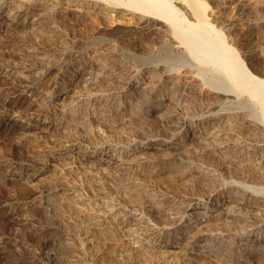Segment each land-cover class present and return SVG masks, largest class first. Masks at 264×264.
Masks as SVG:
<instances>
[{
    "label": "rangeland",
    "instance_id": "obj_1",
    "mask_svg": "<svg viewBox=\"0 0 264 264\" xmlns=\"http://www.w3.org/2000/svg\"><path fill=\"white\" fill-rule=\"evenodd\" d=\"M70 1H71V3H70ZM84 1H85L84 4L86 6L81 8L82 11L80 12V11H77L76 8L81 7L80 5L83 3V0H75V1L74 0H68V1L67 0H59L60 5H58L56 3L59 6L58 9L60 10L59 14L57 13L59 16L56 15V13H55V15H50V17L47 18L48 20L47 19L43 20V22H42L43 26H41L42 32L40 30H36L34 33V31L31 32V30H29V29H26V30L24 29V31H25L24 32L23 29H21L20 31L19 30H12L11 33L9 31L7 33H2L3 35L0 34V57H2L4 59H23L24 62L25 61L27 62V63L25 62V64L27 66L29 65L28 66L30 68L29 70L32 71V72L29 71V73H28L29 75H31L33 72H37V70H39V69L44 68V66L47 64L46 62H48L52 56H53L52 58H55V56L58 57L59 55H61L58 53H61L64 49L67 50L68 53H71V56L69 57V59L73 58L75 61H77V60L78 61L76 62L75 67L74 66L72 67V65L64 64L63 66H61L62 68L60 67L59 69L55 70V72L64 73L66 71L65 73H70V70L74 71V69H76L78 66H80L81 63H84L87 61L89 62L90 65H92V67H95L98 65L102 66V67H100L102 70L101 75L98 76L99 79H101V80L98 79L96 81V84H95V81L93 82L94 84L92 82H91V84L87 83V82H84V83L82 82V84H80V85H83V86L79 85L77 87V93L78 94L75 93V95L77 94L76 96L78 99L75 102L72 99H75L76 96L75 97L73 96L71 100H70L71 97L66 99L67 101H72L71 105L74 106L73 114L75 113L74 114L75 116H71V115L69 116V115H67V113H65L66 115L64 113H61V114L59 113L60 115H58V119L63 123H62L61 128H59L53 132H41L38 129L33 128L30 130L29 135L25 136L24 132L28 130V125H33L35 122V119L24 120L25 117H22V119L24 118L23 119L24 121L22 119L19 120L20 122H18V125L14 129V131L5 135L4 132H2V131H3L4 127H6V124L8 123V121L16 119V118L20 119L21 117H20V115L19 116L17 115V114H19V112H18L19 109H17V108L5 109L4 108L5 109L4 110L3 107L0 106V110H1V113H0V122H1L0 123V211H1V213H0V218H1L0 219V231L9 234L12 239L24 240L25 243L20 248V254L21 255H28V263L27 264H39V262L43 259L42 257H44L47 253L52 254V253L56 252V250L53 249L54 246H52L50 244L45 245V241H44L46 236H47V230H46L47 225L50 224V222L46 221L45 214L47 215L50 213L51 214L54 213L57 216H60V218L58 217L57 223L55 222V225L51 229L54 231L55 234L62 235V237L58 239L57 248H58L59 252L54 255V259L51 261V264H263L264 263V260H263L264 257H262V256H264V253L261 256H259L261 259L259 257L255 258V257H253V255L251 253H247L245 251H242V254H241L240 250L237 251L236 250L237 248L235 249L234 247H233L234 249L229 248L230 246L227 244H223V245L221 244L218 246H213L208 251L198 252V253L189 255L188 251H190L191 249L196 250V251H200L199 249H201V248H198V247H201L200 242H202L205 237L200 238L199 240L192 241L190 237H189L190 239L188 238V236L191 235L190 233L185 234L186 235L185 236L180 231L181 227H183L184 225H182V224L172 225L174 218H173V213H172L173 208L171 209V207H173V205H174L173 202L174 203L177 202L181 197L187 198L188 196H193L194 194L200 195V192H202L201 195L204 194V196H205V193L207 192V194H208L209 193L208 191H211V190L212 191L213 190H215V191H223L224 190L225 191L226 190L225 188H227V187H228L227 190H231V188L232 189H235V187L238 188V186L245 185V183H246V185H249L251 183L253 185L256 184L255 186H259V187L263 186L264 187V182H263L264 180L261 179L262 177L264 179V173H262V171H264L263 170L264 165L262 166L263 169L261 166L258 169H256V167L254 165L252 166L253 163L256 164L254 160H256V158L260 159V157H258V156L260 154L264 153L263 151H260L258 148H256V145H255L256 142H260V141L264 140V138H262L263 135L261 136L259 133H256L255 130L248 129V128L246 129V127L234 126L233 129H230V133L228 132L229 136H228V133L226 136V133L222 132L220 137H219V140L218 139L214 140L211 137L209 138V135L207 137H206V135H204L205 138L210 139L211 143L212 142L215 143V141H218L215 144H213V143L211 144L208 141L209 139L207 140L205 138L203 139L204 141L201 140L202 138H200V140L198 138V139H194L195 141L192 140L190 142L188 139H186L187 136L185 135L187 130H188V127L182 131L183 133L180 131L177 134V131L179 130L178 127H180L181 126L180 123H182L181 119L185 118L186 116L187 117L189 116L188 118L192 122L196 123L197 118H198V117L196 118V116H198V113L201 110L200 108L205 107L208 104V102L211 103V102L217 101L216 95L212 92L217 90V85L215 84V82L217 83V81H218V84H219V82L221 83V80H222L221 78L224 76V73L220 72L218 70L217 71L213 70L215 68H213L214 66L211 64H208L209 65L208 66L207 64L201 63L203 65L202 66L200 63H195V62H198L196 58H195L196 61L193 59V57H191L192 60H190V59L188 60L187 58H190V57L183 58L181 55H177V54H180L178 52H180L179 50H181V47L178 48L179 45L176 44L178 42L172 36L170 37V35L166 34V32L158 30V29L155 30V29L143 28L138 22V17H136L135 15H132V14L121 15L120 13L110 12L108 10H105V9L99 7L102 4H98V7H97L96 0H84ZM203 1L204 2L208 1L207 4L205 5L207 9L204 8V11L206 10L205 11L206 13L204 12V14H205V16L207 15V17H208V18L207 17L206 18L210 20V21L209 20L208 21L211 22L212 24H214V26L217 29H219V30L222 29L221 31L223 32L224 36H226L225 40L227 39L226 42H228L229 45L233 46L234 49L238 51V52L236 51L238 55L242 56L241 60L246 65V68L247 67L249 68L248 71L255 74L256 77L261 76V78L260 77H257V78L262 79V75H264L262 73V71H264V66H263V64H264V62H263L264 61V57H263L264 56V54H263L264 53L263 52L264 51V26H263L264 22H262L261 20L264 19V17H262V16H264V13H263L264 12V6H261V5H264V0H254V1L253 0H219V1L218 0H203ZM216 1H218V2L221 1V2L216 3ZM255 2L257 4L259 3V5L261 4L260 5L261 7L259 6L257 9L259 12H255L252 8H250L253 5L251 3H255ZM54 3L55 2L52 1L51 5H50L51 8L49 7L48 9L51 10L52 6H53L52 4H54ZM244 3L248 4V5L245 6ZM249 4H251V5H249ZM70 7H71V9H70ZM239 7H241V8H239ZM245 7H247V8H245ZM242 9L244 11H245V9H246V11H247V9L252 10V11H250L251 14H248V13H250L249 10L247 12H245L246 16L248 14L246 21L236 20V18L238 16L236 14L239 13V11H241ZM184 11H186V8ZM77 12H80V13H77ZM260 12H261V14L256 15V13H260ZM252 13H255L254 15H256L257 17L254 16ZM259 16H261L260 18H262V19L257 20V19H259ZM190 19L192 20V18H190ZM234 22H237L238 25L233 26ZM257 23H258V25H257ZM234 24H236V23H234ZM248 24H250V25H248ZM259 26H261V27L259 28ZM226 29H228V30H226ZM28 31H30V32H28ZM163 32L168 37L165 36V34H163ZM43 34L45 36H43ZM162 36H164V37H162ZM171 38H172V40H171ZM173 39H174V42H173ZM169 42H171V43H169ZM161 43H163V44H161ZM82 44H84V45H82ZM249 44H251L250 47H252V48H249ZM30 51L33 54L30 55V57H29L28 53H30ZM45 51H46V53H45ZM172 51H174L175 54ZM247 52H248V54H247ZM54 53H55V55H53ZM169 53H171V55H169ZM260 53L263 55H260ZM167 55H169V56H167ZM172 56L173 57L175 56V57L173 58ZM178 57H179V59H178ZM246 57H248V58H246ZM249 57H250V59H249ZM256 57H258V60H260V61H258ZM103 58H104V61H103ZM99 59H100V61L97 62V60H99ZM244 59H246V60H244ZM255 59L259 63L256 62ZM181 60L182 61L188 60V61H192V62L190 64L189 62L185 61L186 64H184V66H183V63H185V62H182ZM179 61L182 63H180ZM261 61L263 64H261ZM34 63H35V65H34ZM105 63L107 64V66H106L107 69L105 67ZM250 63H251V65L249 66L248 64H250ZM156 64H158V66ZM168 64H169V66H168ZM198 64H200L199 67H198ZM181 65H182V67H181ZM255 65H257V66H255ZM162 66H164V67H162ZM70 67H71V69H70ZM204 67H206V68L204 69ZM210 67H212V68H210ZM254 67H255V69H254ZM261 67H262V69H261ZM156 68H158V69L156 70ZM33 70H35V71H33ZM152 70H153V72H152ZM171 71H172V73H171ZM253 71L258 72L260 74L254 73ZM154 74H156V75H154ZM32 75H34V73ZM108 75H109V77H108ZM159 75H160V77H159ZM219 76H221V78ZM126 78L129 79V80L128 79L127 80L130 81V84L136 82V80L139 81V83H137L138 87L134 91L130 90V91H127V93L125 92V90H128L126 88L127 87L126 85L128 82L126 80ZM139 78H140V80H139ZM162 78H163L164 82L161 81ZM170 78H171V80H170ZM216 78H218V79H216ZM46 79H48V80H46ZM45 80L46 81H44V85H45V83L47 85L48 83H51L50 81L52 79L46 77ZM47 81H48V83H47ZM99 81L100 82L103 81V82L100 83ZM174 81H175V83H174ZM178 82H180V83H178ZM86 83L88 84V86ZM121 84L123 85V87ZM177 84H178V86H177ZM84 85H86V86H84ZM155 85H157V86H155ZM174 85H175V87H174ZM184 85H186V86H184ZM212 85H214L215 87ZM63 87H65V85ZM81 87H82V89H81ZM182 87H184V89ZM108 88L110 91L112 89V91L111 92L110 91L109 92L104 91V90H108ZM140 88H141V90H140ZM163 88H165V89H163ZM180 88H181V90L182 89L183 90L182 91L179 90ZM190 88H192V89H190ZM99 89L100 90L102 89L101 92L99 91ZM137 89H139V90H137ZM156 89H158V90L161 89L159 91L160 93ZM173 89H174V91H173ZM74 90H76V89H74ZM78 90L81 91V93H79ZM131 91H133L132 94L129 93ZM178 91L181 93V95ZM188 91H190V92H188ZM192 91L195 93H193ZM196 91H198V92H196ZM84 92H86V93H84ZM92 92H95L96 94L92 95ZM139 92H141V93H139ZM88 93H90L91 95ZM86 94H88L89 96ZM115 94H117L118 96ZM172 94L174 95V98L178 97V94H179V97H181L182 100L180 99L178 102L171 101V100H173V99H171V96H173ZM195 94H197V95H195ZM202 94H204V95H202ZM79 95L80 96L82 95L81 96L82 98ZM146 95H148V96H146ZM211 95L213 97H211ZM115 96H116V98H115ZM242 96H243V98H240ZM89 97H90V99H88ZM95 97L97 100L95 99ZM185 97H187V98H185ZM205 97H210V98H205ZM240 97H239L240 99L238 98L236 100V103L230 102L229 103L230 105H228V107L230 106L229 107L230 109H235V110L240 109V111L234 116V118L237 117L235 119L239 120L238 118H240V120L241 119L244 120L245 118H243V117H245V115H246V117L248 116V117H250V119H252L254 121L256 119H257L256 121H260L261 116H262V112H259L258 109H262V104L259 103L258 101H255L251 96H249V94L247 92L240 94ZM84 98H86V99H84ZM102 98H103V100H101ZM251 98L253 99V101L251 100ZM104 99L106 102L104 101ZM120 99H122V100H120ZM140 99H142V100H140ZM198 99H200L201 101ZM207 99H208V102H207ZM247 99H248V101H247ZM192 101H194V102H192ZM195 101H196V103H195ZM240 101H243V102H240ZM249 101H250V103H252L253 108L251 107V104L249 103ZM77 102H79V103H77ZM172 102H173V104H172ZM180 102L183 104H181ZM244 102H245V104H244ZM92 103L94 105H92ZM199 103L202 106L198 105ZM242 103H243L244 107L242 106ZM257 103H259L261 106ZM109 104H111V105H109ZM174 104H175V106H174ZM10 105H13V101H11ZM59 105L60 106L59 107L57 106V108L65 107V104H59ZM238 105L240 108L238 107ZM247 105L251 108H249ZM75 106H76V108H75ZM100 106L102 107V109ZM81 107H82V109H81ZM99 107H100V109H99ZM165 107H167V109ZM83 108H85V109L83 110ZM88 108H89V110H87ZM184 108H186V109L184 110ZM94 109H96V110H94ZM105 109L106 110L109 109V110L106 111ZM196 109H197V111H194ZM246 109L248 112L246 111ZM14 110L17 111L18 113H16ZM190 110H191V112H190ZM249 110L253 111L254 113L249 111ZM32 111L33 110H31V112ZM55 111H56V109H55ZM188 111L190 112V115H189ZM94 112H96V113H94ZM184 112L187 115H184L185 114ZM243 112H245V113L250 112V113L248 115L247 114L244 115ZM195 113H197L196 116L194 115ZM251 113H253V115ZM98 114L99 115L103 114V115L99 119H97V118L93 119L96 117L95 115H98ZM250 114H251V116H250ZM181 115H182V117H181ZM240 115H242L243 117ZM254 115H256L257 117H255ZM183 116H185V117H183ZM251 117H254V118H251ZM77 118H79V119H77ZM90 119H92L93 121H91ZM179 121H181V122H179ZM239 129L241 132L239 131ZM23 130H25V131H23ZM171 130H173V131H171ZM231 130L232 131L234 130L237 133L238 132H240V133L234 134V132H232ZM33 131H34V133H33ZM244 131H246L247 134H245ZM86 133H88L87 135H89L88 138H87ZM223 133H224V135H223ZM248 133L251 134L248 137L249 138L248 140H250L251 137H254L255 134L256 135L254 138L251 139L252 141L250 140L249 143L246 144L247 145V148H246V146H244L241 141H242V138H247V136L249 135ZM36 134L38 137L36 136ZM244 134H245V136H244ZM252 134H254V135H252ZM22 135H23V137H22ZM76 135H78L77 137H79L80 135H82L84 137L81 136L82 138L79 137L76 140V138H77ZM238 135H239L240 139H239ZM242 135H243V137H242ZM257 136L261 137L262 139L258 137V139H261V140L257 141ZM182 137H185V138L183 140V145L181 147L182 149L180 148L179 151L182 150L181 151L182 156L186 160L184 158L182 160L181 153L178 154V151L176 153V150H173L172 148L171 149L170 148H159V146L161 147L163 144H167L168 142L181 140ZM223 137L225 139H227V141L231 139L233 141V143H232V141L226 142V140L223 139ZM227 137L228 138L230 137V138L228 139ZM236 137H238V138H236ZM71 138L76 140L74 142H80L81 143L78 145L80 147L79 150L77 151L78 154L75 155L74 158H72V160H70L71 163H67V162L61 163L60 161L58 163L57 161L53 160L52 154H54V150L57 147H59L61 144L65 143L66 140L71 139ZM220 138L225 140V141H223L224 144H222V141H220ZM233 138H235V139H233ZM174 139H176V140H174ZM253 139L255 141H253ZM164 140L165 141L167 140V141L165 142ZM205 140L207 142H205ZM197 141L198 142L203 141V143L199 142L203 145L198 144ZM237 141H240V144ZM96 142L104 143L105 148L110 147V148L119 149L122 151L128 150L129 152L125 154V152L122 153V151L117 150L116 152H118V156H117L118 159L116 158V159H111V160H108V159L110 158V156L114 157V155L112 156V152H113L112 150H111V153L99 154L97 156H94V155L90 156L88 153L85 154L83 152L84 148L86 146H90V148L92 149L93 147H91V146L99 144ZM187 142H189V144L190 143L191 144L187 145L186 144ZM217 143H219V144L221 143L220 144L221 146L218 145ZM144 144H148V145H150V147L140 148V150H139V147L141 145H144ZM204 144H205V146H204ZM207 144H209V145H207ZM249 144L250 145L252 144L254 147L252 145H251L252 146L251 147ZM210 145H212V147ZM214 145H216L217 147ZM223 145L224 146L226 145V146L224 147ZM236 145L237 146L239 145V146L237 147ZM194 146L196 147V149H194ZM197 146L199 147V149ZM200 146H202V147H200ZM227 146H228V148H227ZM214 147H215V150H214ZM236 147L240 148V150L237 149ZM183 148H187V149H183ZM202 148L205 150H207V149L208 150L207 151L202 150L200 153V150ZM234 148H236V149L234 150ZM243 148L244 149L246 148L245 149L246 151ZM216 149L217 150L219 149L218 151H220V152L223 151V152L220 153ZM188 150H190L191 152L193 151V153L191 154L190 151L188 152ZM195 150H197V151H195ZM229 150H232V151H229ZM243 150H244V153H243ZM251 150L253 153L256 150V152L254 153L253 156L251 155ZM155 151H156V153H155ZM164 151H165V153H164ZM168 151H171L170 152L171 154ZM34 152H36V153L34 154ZM174 152L177 154V156H179V155L180 156L175 157L176 155L174 154ZM197 152H198L197 157L199 159H197L196 155H195ZM202 152L204 154H202ZM206 152H207V154H206ZM208 152L211 153V157H210V153H208ZM241 152L243 154H245V153L246 154L243 155ZM167 153H169L170 155ZM234 153H236V154H234ZM184 154L186 155V157ZM190 154H191L190 157H192L193 154L195 155L192 157V160L189 157ZM228 154L230 156H228ZM225 155H226V157H225ZM232 155H234V156H232ZM119 156H120V158H119ZM208 156L210 157V159H212L213 166L211 164V161L208 165V162H209L208 160H210ZM222 156H223V158H222ZM235 156L239 159V161ZM41 157L44 159H42ZM187 157L189 158L188 160H187ZM11 158H13V159H11ZM193 158L195 159V163L193 161ZM214 158L217 160H214ZM226 158L229 160H227ZM51 159H52L51 163H56V164H51V165L49 164V166L47 168L48 170H45L42 174H39L37 177L32 178L30 176L31 172L35 171V169H37V168H40V164H42L45 160L51 161ZM170 159H171V161H170ZM200 159H202L201 160L202 162L201 161L196 162V160H200ZM251 159H252V161H251ZM33 160H35V161H33ZM189 160H190V162H189ZM213 160L215 162L217 161L216 162L217 164H215V165L218 167V170H217L216 166L214 165ZM18 161L24 162V163H29L32 166V168L29 170L30 172L28 170L25 171L24 169H22L20 167H19L20 168L19 169L18 168L19 165L17 166V163H16ZM219 161L221 162V164ZM231 161H233V162H231ZM35 162H38V163H35ZM115 162H116V164H114ZM169 162H171L174 166ZM205 162L207 163L206 165H205ZM63 163H64V165H63ZM66 163H67V165H65ZM186 163H188L189 166H186V165H188ZM200 163H202L201 166H200ZM249 164L251 165V168L249 167ZM113 165H116V166H113ZM190 165H193V166L198 165L197 167L200 166L199 167L201 169L200 172L195 170V169L190 170L188 168V167H190ZM245 165H247V166L245 167ZM177 166L179 169L176 168ZM181 166L183 168L182 171H181V169H182ZM226 166H228V167H226ZM232 166L235 168L237 167V169H234ZM123 167H125V168H123ZM241 167H242V169H241ZM252 167H254V169H252ZM202 168L204 169L205 172L203 171ZM211 168L216 170L218 173H221V174H219V176L221 178L218 176V173H215L216 171L214 172V170H212ZM227 168H229V169L231 168L230 172ZM178 170H179V172H178ZM219 170L220 171L222 170V172H220ZM227 170H228V172H227ZM251 170L257 171L260 174L259 175L260 177L262 175L260 180L258 179V181H260V182H258L257 180H253L254 182L249 180L250 181L249 182L248 179L247 180L243 179V178L239 179L240 178L239 176L236 177L237 179H235V176H237L236 174H238V175L244 174V173L251 171ZM180 171H181V173H183V171H184L182 176L180 174ZM207 171H210V173ZM260 171L262 174L260 173ZM232 172H233V174L235 173L234 174L235 176L233 174H232L233 176L231 175ZM242 172H244V173H242ZM190 173H193V174L191 175ZM197 173H198V175H197ZM203 173H204V175L202 176ZM207 173H209L210 175ZM53 174H55V175H53ZM115 174H116V176H115ZM187 174L188 175L190 174L191 176L189 177ZM215 174L217 175L218 178L215 176ZM124 175H125V177H124ZM226 175H228L229 177ZM27 176L29 178H27ZM120 176H122L123 178L128 177L129 179L127 178V181H126V179H122V182H121L120 179L122 177H120ZM183 176L185 178H183ZM198 176L200 179L196 178ZM204 176H207V177H204ZM208 176H210L211 178L210 177L208 178ZM212 176H214V177H212ZM215 177H216V179H215ZM50 178H51V180H50ZM205 178L207 179L206 181H205ZM212 178H214V181H215V183L211 182L212 184L214 183V186L211 183H209V181H213ZM222 178H224L225 180L224 179L222 180ZM29 179H30V181H29ZM231 179H233L234 182ZM44 180H46V181H44ZM123 180H124V182H123ZM129 180L131 181V183L129 182ZM229 180L231 181L230 183H229ZM132 181H134V183H132ZM191 181L196 182V183L193 184V183H191ZM201 181L208 183L207 184L208 186H206V184L204 182H201ZM237 181H239V182H237ZM226 182L229 185H231L232 187L225 184ZM232 182L235 183L236 185L232 184ZM240 182H241V184H240ZM242 182H243V184H242ZM257 182H258V184H257ZM47 183L49 186L47 185ZM26 184H27V186H26ZM209 184H210V186H209ZM215 184H216V188L214 189ZM259 184L262 186H260ZM56 185H57V187H55ZM136 185H138V188ZM198 185H199V187H198ZM23 186L26 187V189H25L26 191H24V193L22 194V196L20 198L21 200H19L20 201L19 204H22V206L25 207V209H24L25 211L23 210L24 214H22L24 221L21 222V221L17 220L18 215L13 210L12 204L8 203V202L11 200V197H13V196H11L12 193L15 194L14 193L15 191L17 192L19 189L22 190ZM129 186H131V187H129ZM50 187H52V190ZM28 188L30 189V191L27 190ZM56 188H57V190H56ZM206 188L208 191L206 190ZM49 189H50V191H49ZM137 189H139V190H137ZM65 191H66V193H65ZM192 191L194 194H192ZM195 191H197V192L195 193ZM52 192H54V193H52ZM60 192L63 196L60 195ZM190 193L192 195H190ZM58 194H59V196H62V197H59ZM165 194L166 195L168 194V197ZM55 195H57L58 197ZM73 195H75V196H73ZM238 195H239V193H238ZM133 196L136 198H133ZM158 196H160V197L158 198ZM162 196H164V197H162ZM239 196H241V195H239ZM239 196H236V197H239ZM70 197H72V198L70 199ZM59 198H62V200H64V202ZM156 198H158L160 201L159 200L157 201ZM135 199H137V200H135ZM58 200H60L59 203L57 202ZM65 200H68V201L70 200L71 203H72V201L75 200L74 203H76V204H71L70 202L65 201ZM153 200L157 202L156 205L154 204L155 202H153ZM61 201L63 202V205L65 204V209L67 211L64 209L63 205H61L62 204ZM170 201L172 202L173 205L171 204ZM60 202H61V204H60ZM65 202H67L69 205ZM114 202H120L123 206H125V208L123 207V209L126 211H124L123 209H120L116 213L107 212L108 209L110 208L109 205L111 206V204ZM141 202H143V203L141 204ZM162 202H164V203H162ZM165 202H168L169 204H167V203L165 204ZM56 203H57V205L54 206ZM58 204L61 206H58ZM66 205H67V208H66ZM57 207H59L60 209H58ZM61 207H63V208H61ZM78 207H79V209H78ZM80 207H82V209H80ZM56 208L60 211L56 210ZM70 208L71 209L73 208L72 211H68V210H71ZM132 209H133V211H132ZM122 210H123V212H122ZM4 211L6 214L4 213ZM126 212L131 213V214L129 213L130 216H129V220L127 221L128 225L123 224V221H122L123 220V217H122L123 214L122 213H126ZM120 213H121V215H120ZM167 213H168V215H167ZM112 216H114V217L118 216V217L114 218ZM13 218H15V219H13ZM171 218H173V219H171ZM75 220H77V221H75ZM118 222H119V224H118ZM130 222H131V224H130ZM168 222H169V224H168ZM163 224H164V228H163ZM167 224L170 226L167 227ZM128 226L131 228L135 227V229L137 231L139 229L138 232H140L141 234L143 233L141 236L144 235L143 238L145 237L147 239V244L144 246L142 245L143 246L142 247V246H140L141 244H138L137 242H135L134 239H131L132 235L130 234V230L128 229L129 228ZM79 229L82 231H80ZM196 229L194 231L200 230V228H196ZM128 234L131 236L129 237ZM185 237H186V239H185ZM187 239H189V242ZM182 240L183 241L185 240V241L183 242ZM210 240L213 241L212 239H210ZM152 244H153V246H152ZM184 244H186V245L188 244L189 246L187 245L185 247ZM149 245H150V247H149ZM145 246H146V248H144ZM60 247H61V249H60ZM147 247L149 250L147 249ZM68 249L70 250V252ZM223 249H225L224 250L225 252L223 251ZM230 249H231V252H230ZM146 250H148V251H146ZM227 250H229V251L227 252ZM66 251L70 254L66 253ZM243 252H245V253H243ZM196 254L197 255L199 254V255L197 256ZM227 254L229 256H232V257H229ZM236 254L238 256L242 255V256H239L241 258L237 257ZM71 255H72L73 259H71L72 258ZM149 255L150 256L152 255V256L150 257ZM191 255H195L196 257L191 256ZM249 256L251 258H249ZM243 257H245V258L243 259ZM229 258L232 261H230ZM203 259H204V262H203ZM250 259H252L253 261ZM259 259L261 261L262 260L263 261L261 262ZM236 260H238V261H236ZM81 261H83V262H81ZM258 261H260V262H258ZM2 264H7V263H2Z\"/></svg>",
    "mask_w": 264,
    "mask_h": 264
},
{
    "label": "bare ground",
    "instance_id": "obj_2",
    "mask_svg": "<svg viewBox=\"0 0 264 264\" xmlns=\"http://www.w3.org/2000/svg\"><path fill=\"white\" fill-rule=\"evenodd\" d=\"M54 1L55 3L52 4V11L50 9H48L49 7L51 8V2ZM68 1V0H67ZM75 1V0H74ZM219 1V0H218ZM216 1V3L218 2ZM254 1V0H253ZM208 2V1H207ZM207 2H204L203 0H96V3H97V7H98V4H102L100 5L99 7L105 9V10H108L110 12H115V13H120L121 15L123 14H132V15H135L136 17H138V22L139 24L143 27V28H149V29H155V30H161V31H164L166 32V34L170 35V37L172 36L178 43H176L178 46V48L181 47V50H179L180 54H177V55H181L183 58H187V57H190V58H187L188 60H192L191 57H193V59L195 60V58L197 59L198 62H195V63H202V64H211L213 65L212 67L215 68L213 70H218L220 72H223L224 73V76L221 78V76H219L222 80H221V83L219 82L218 84V81L216 79L215 80L217 81V83L215 82V84L217 85V90H215L214 93L217 97V101H214V102H211L209 103L208 102V99H207V102L208 104L203 107V108H200V112L198 113V116H196L197 113H195L194 115L196 116L197 118V121L196 123L192 122L187 116H183L185 118L181 119L182 123L180 127H178V131H177V134L181 131H183L185 128L188 127V130L186 132V136L190 142L194 139H198L200 140V138H202L201 140H203L205 138L204 135H206V137L209 135V138L211 137L212 139H218L219 140V137L221 135L222 132L226 133V136H227V133L229 132L230 133V129H233L234 126H237V127H246V129H252V130H255L256 133H259L261 136L263 135L264 136V75H262V79L261 76H257V77H260V78H257L255 76V74L251 73L248 71V67L246 68V65L244 64V62L241 60V57L240 55L237 54V50L234 49L233 46L229 45L228 42H226L225 38L226 36H224L223 32L221 31L222 29H217L214 24H212L211 22H209L210 20L207 19V15L205 16L204 12V8H206V4ZM215 2V1H214ZM221 2V1H220ZM218 2V3H220ZM260 2V1H259ZM60 5V2L59 0H0V34L2 33H7L12 30H21L24 29H29L32 31H35L36 30H41V26L42 25V22L43 20L47 19L48 17H50V15H58L60 10L58 9V5ZM71 3V1H70ZM85 1L83 0V3L80 5L81 7H78L76 8L77 11H82L81 8H83L84 6H86L85 4ZM56 4V5H55ZM245 4V3H244ZM253 4L250 8H252L255 12H259L257 9L258 7L261 5H259V3L257 4L256 2L255 3H251ZM249 4V5H251ZM216 5V4H215ZM248 4H245V6H247ZM218 6V5H217ZM241 6V5H240ZM261 6H264V5H261ZM260 6V7H261ZM184 7V8H183ZM69 8V7H68ZM185 10L186 8V11H184L183 9ZM241 8V7H239ZM243 8V7H242ZM247 8V7H245ZM62 9V8H61ZM71 9V7H70ZM207 9V8H206ZM244 9V8H243ZM241 10L239 11V13H237L236 15L237 18L236 20H239V21H246L247 20V16L248 14H251L250 11L252 10H249L247 9V11L249 10L250 13L245 14L246 9L245 11L244 10ZM263 9V8H262ZM66 11V10H65ZM70 11V10H69ZM76 12V11H75ZM80 12H77V13H80ZM58 13V14H57ZM62 13V12H61ZM73 13V12H72ZM206 13V12H205ZM264 13V12H263ZM76 14V13H75ZM187 14V15H186ZM253 15L255 13H252ZM261 14L260 13H256V15H259ZM78 15V14H77ZM81 15V14H80ZM254 15V16H256ZM59 16V15H58ZM262 16V15H261ZM261 16H259V19L257 20H260L262 18H260ZM57 17V16H56ZM55 17V18H56ZM189 17V18H188ZM207 17V18H206ZM257 17V16H256ZM264 17V16H262ZM54 18V19H55ZM71 18V17H70ZM192 18V20L190 19ZM256 19V18H255ZM48 20V19H47ZM53 20V19H52ZM209 20V21H208ZM51 21V20H50ZM262 22H264V19L261 20ZM46 22V21H45ZM258 22V21H257ZM236 23V24H234ZM233 23V26H236L238 25L237 22H234ZM44 24V23H43ZM232 24V23H231ZM253 24V23H252ZM247 25V24H246ZM250 25V24H248ZM258 25V23H257ZM264 26V25H263ZM261 26H259L260 28ZM222 28V27H221ZM234 28V27H233ZM228 30V29H226ZM225 30V31H226ZM18 31V32H19ZM25 32V31H24ZM30 32V31H28ZM38 32V31H37ZM40 32V33H41ZM45 32V31H44ZM47 32V31H46ZM158 32V31H157ZM160 32V31H159ZM163 32V34H165ZM33 33V34H34ZM23 34V33H22ZM39 34V33H38ZM37 34V35H38ZM165 34V36H167ZM3 35V34H2ZM5 35V34H4ZM36 35V34H35ZM43 36H45L43 34ZM249 36V35H248ZM164 37V36H162ZM168 37V36H167ZM169 37V38H170ZM79 39V38H78ZM174 39H173V42H174ZM84 40V39H83ZM172 40V38H171ZM82 41V40H81ZM163 41V40H162ZM164 42V41H163ZM172 42V41H171ZM169 42V43H171ZM172 42V43H173ZM250 43V42H249ZM163 44V43H161ZM165 44V43H164ZM84 45V44H82ZM251 44H249V48H252L250 47ZM71 48V47H70ZM28 49V48H27ZM35 49V48H34ZM38 49V48H37ZM254 49V48H253ZM32 50V49H31ZM59 50V49H58ZM150 50V49H149ZM166 51V50H165ZM237 51V52H236ZM34 52V51H33ZM36 52V51H35ZM151 52V51H150ZM174 52V51H172ZM264 52V51H263ZM37 53V52H36ZM43 53V52H42ZM46 53V51H45ZM102 53V52H101ZM165 53V52H164ZM168 53V52H167ZM29 57L30 55H32L33 53L30 51V53H28ZM48 54V53H47ZM58 54H61V55H57L58 57L55 56V58H52L46 62L47 64L44 66V68L42 69H39L37 70V72H33L34 75H29V65L27 66L24 62L23 59H4L2 57H0V106L3 107V109H13V108H17L19 109V114H17L18 116L20 115V119H13V120H9L8 123L6 124V127H4L3 131L5 135L9 134L10 132L14 131V129L17 127L18 125V122H20L19 120L22 119V117H25L24 120H31V119H35V122L33 125H28V130L24 132L25 136L29 135V132L31 129H38L39 131L41 132H53L59 128H61L62 126V123L59 119H58V115H60L61 113H67V115H71V116H75L73 114L74 112V106L71 105V102L72 101H67L66 99L71 97L70 100L72 99V97L76 96L78 93H77V87L82 84V82H87V83H90L91 82L93 83L95 81V84H96V81L99 79L98 76L101 75V68L102 66H95V67H92V65L89 64V62H84V63H81L80 66H78L76 69H74V71L70 70V73H62V72H55V70L59 69L61 66H63L64 64H68V65H72V67L76 65V62L78 61H75L73 58L72 59H69V57L71 56V53H68L67 50H63L61 53H58ZM83 54V53H82ZM99 54V53H98ZM146 54V53H145ZM144 54V55H145ZM153 54V53H152ZM175 54V52H174ZM173 54V55H174ZM248 54V52H247ZM254 54V53H253ZM257 54V53H256ZM264 54V53H263ZM260 53V55H263ZM38 55V54H37ZM55 55V53L53 54ZM73 55V54H72ZM147 55V54H146ZM155 55V54H154ZM160 55V54H159ZM165 55V54H164ZM169 55H171V53H169ZM167 55V56H169ZM252 55V54H251ZM152 56V55H151ZM161 56V55H160ZM163 56V55H162ZM166 56V55H165ZM240 56V57H239ZM250 56V55H249ZM164 57V56H163ZM173 57V56H172ZM175 57V56H174ZM173 57V58H174ZM264 57V56H263ZM50 58V57H49ZM166 58V57H165ZM164 58V59H165ZM171 58V57H170ZM248 58V57H246ZM257 60H258V57H256ZM30 59V58H29ZM102 59V58H101ZM168 59V58H167ZM179 59V57H178ZM250 59V57H249ZM262 59V58H261ZM87 60V59H86ZM85 60V61H86ZM147 60V59H146ZM177 60V59H176ZM188 60H181L182 62H189L191 64L192 61H188ZM193 60V61H194ZM246 60V59H244ZM256 60V59H255ZM260 61V60H258ZM96 61V60H95ZM100 61L97 60V62ZM103 61H104V58H103ZM102 61V62H103ZM196 61V60H195ZM248 61V60H247ZM252 61V60H251ZM93 62V61H92ZM180 62V61H179ZM180 62V63H182ZM264 62V61H263ZM27 63V62H26ZM162 63V62H161ZM259 63V62H258ZM99 64V63H98ZM163 64V63H162ZM166 64V63H165ZM185 63H183V66H184ZM198 64V67L199 65ZM201 64V65H202ZM255 64V63H254ZM253 64V65H254ZM257 64V63H256ZM261 64L262 61H261ZM35 65V63H34ZM102 65V64H101ZM158 66V64H156ZM160 65V64H159ZM188 65V64H187ZM206 65V66H207ZM249 66L251 65L248 64ZM107 66V64L105 63V67ZM165 66V65H164ZM162 66V67H164ZM169 66V64H168ZM193 66V65H192ZM203 66V65H202ZM209 66V65H208ZM257 66V65H255ZM264 66V64H263ZM149 67V66H148ZM155 67V66H154ZM182 67V65H181ZM210 67V68H212ZM259 67V66H258ZM62 68V67H61ZM104 68V67H103ZM206 67H204L205 69ZM257 68V67H256ZM260 68V67H259ZM71 69V67H70ZM105 69V68H104ZM107 69V67H106ZM158 68H156L157 70ZM172 69V68H171ZM201 69V68H200ZM199 69V70H200ZM209 69V68H208ZM255 69V67H254ZM258 69V68H257ZM256 69V70H257ZM262 69V67H261ZM69 70V69H68ZM169 70V69H168ZM210 70V69H209ZM212 70V69H211ZM35 71V70H33ZM72 71V72H71ZM138 71V70H137ZM136 71V72H137ZM140 71V70H139ZM170 71V70H169ZM258 71V70H257ZM32 72V71H30ZM108 72V71H107ZM153 72V70H152ZM157 72V71H156ZM254 72V71H253ZM36 73V74H35ZM161 73V72H160ZM170 73V72H169ZM172 73V71H171ZM254 73H258V72H254ZM262 73L264 74V71H262ZM109 74V73H108ZM136 74V73H135ZM260 74V73H258ZM121 75V74H120ZM156 75V74H154ZM106 76V75H105ZM123 76V75H122ZM158 76V75H157ZM214 76V75H213ZM48 77L50 79H52L50 82L51 83H48L47 81V85L45 83L44 85V81L48 80L45 78ZM109 77V75H108ZM119 77V76H118ZM152 77V76H151ZM150 77V78H151ZM160 77V75H159ZM162 77V76H161ZM218 77V76H217ZM121 78V77H120ZM129 78V77H128ZM126 78V80L128 79ZM156 78V77H155ZM158 78V77H157ZM164 78V77H163ZM163 78L161 81H163ZM219 78V79H220ZM122 79V78H121ZM160 79V78H159ZM165 79V78H164ZM101 80V79H99ZM129 80V79H128ZM127 80V81H128ZM140 80V78H139ZM166 80V79H165ZM171 80V78H170ZM214 80V79H213ZM104 81V80H103ZM101 81V82H103ZM122 81V80H121ZM168 81V80H167ZM100 82V81H99ZM100 82V83H101ZM124 82V81H123ZM159 82V81H158ZM164 82V81H163ZM172 82V81H171ZM86 83V84H87ZM106 83V82H105ZM137 83H139L138 80H136V82L130 84V81L127 82V89L128 90H125V92L127 93V91H130V90H135L138 85ZM157 83V82H156ZM161 83V82H160ZM175 83V81H174ZM180 83V82H178ZM211 83V82H210ZM94 84V83H93ZM124 84V83H123ZM142 84V83H141ZM147 84V83H146ZM152 84V83H151ZM65 85V87H63ZM111 85V84H110ZM122 85V84H121ZM120 85V86H121ZM143 85V84H142ZM188 85V84H187ZM80 86H83V85H80ZM86 86V85H84ZM88 86V84H87ZM149 86V85H148ZM157 86V85H155ZM178 86V84H177ZM183 86V85H182ZM186 86V85H184ZM214 86V85H212ZM110 87V86H109ZM123 87V85H122ZM145 87V86H144ZM175 87V85H174ZM191 87V86H190ZM215 87V86H214ZM213 87V88H214ZM115 88V87H114ZM121 88V87H120ZM184 89V87H182ZM76 89V90H74ZM79 89V88H78ZM82 89V87H81ZM86 89V88H85ZM111 89V88H110ZM153 89V88H152ZM165 89V88H163ZM167 89V88H166ZM170 89V88H169ZM182 89V90H183ZM192 89V88H190ZM219 89V90H218ZM102 90V89H101ZM101 90L99 89V91L101 92ZM123 90V89H122ZM139 90V89H137ZM141 90V88H140ZM158 90V89H156ZM161 90V89H160ZM158 90V92L160 91ZM171 90V89H170ZM176 90V89H175ZM181 90V88L179 89ZM181 90V91H182ZM195 90V89H194ZM84 91V90H83ZM104 91H110L109 88L108 90H104ZM112 91V89H111ZM110 91V92H111ZM129 92L132 94V92ZM167 91V90H166ZM165 91V92H166ZM174 91V89H173ZM209 91V90H208ZM211 91V90H210ZM213 91V90H212ZM79 93H81V91L78 90ZM98 92V91H97ZM107 92V93H108ZM115 92V91H114ZM152 92V91H151ZM172 92V91H171ZM179 92V91H178ZM184 92V91H183ZM182 92V93H183ZM190 92V91H188ZM193 92V91H192ZM198 92V91H196ZM244 92H247L249 94V96H251L255 101H258L259 103L262 104V109H258L259 112H262V116H261V120L260 121H254L252 119H250V117H246L245 114H249L247 113V109H246V113H244L245 118L244 120L240 118H238L239 120L235 119L237 117L234 118V116L240 111V109H230L228 107V105H230L229 103L230 102H235L236 103V100L240 97V94L244 93ZM75 93H77L75 95ZM86 93V92H84ZM91 93V92H90ZM88 93V94H90ZM128 93V94H129ZM135 93V92H134ZM141 93V92H139ZM145 93V92H144ZM160 93V92H159ZM174 93V92H173ZM180 93V92H179ZM195 93V92H193ZM202 93V92H201ZM210 93V92H209ZM86 94V95H88ZM93 94H96L95 92H92V95ZM114 94V93H113ZM130 94V95H131ZM163 94V93H162ZM170 94V93H169ZM175 94V93H174ZM177 94V93H176ZM189 94V93H188ZM91 95V94H90ZM103 95V94H102ZM117 95V94H115ZM165 95V94H164ZM173 95V94H172ZM181 95V93H180ZM197 95V94H195ZM204 95V94H202ZM80 96V95H79ZM82 96V95H81ZM80 96V97H81ZM89 96V95H88ZM96 96V95H95ZM118 96V95H117ZM123 96V95H122ZM148 96V95H146ZM184 96V95H183ZM188 96V95H187ZM190 96V95H189ZM194 96V95H193ZM206 96V95H205ZM244 96V95H243ZM240 97V98H243ZM111 97V96H110ZM139 97V96H138ZM144 97V96H143ZM169 97V96H168ZM196 97V96H195ZM211 97H213L211 95ZM82 98V97H81ZM94 98V97H93ZM107 98V97H106ZM116 98V96H115ZM120 98V97H119ZM118 98V99H119ZM128 98V97H127ZM187 98V97H185ZM184 98V99H185ZM190 98V97H189ZM188 98V99H189ZM192 98V97H191ZM201 98V97H200ZM205 98H210V97H205ZM215 98V97H214ZM213 98V99H214ZM239 98V99H240ZM250 98V97H249ZM251 98V100L253 101V99ZM77 96L75 97V99H72L74 102L77 100ZM86 99V98H84ZM90 99V97L88 98ZM96 99V97H95ZM112 99V98H111ZM129 99V98H128ZM164 99V98H163ZM171 101L173 102H178L181 97H179V94H178V97H175L174 98V95L171 96ZM187 99V100H188ZM196 99V98H195ZM66 100V101H65ZM97 100V99H96ZM103 100V98L101 99ZM117 100V99H116ZM122 100V99H120ZM125 100V99H124ZM142 100V99H140ZM170 100V99H169ZM182 100V99H181ZM200 100V99H198ZM242 100V99H241ZM245 100V99H244ZM243 100V101H244ZM250 100V99H249ZM11 101H13V105H10L11 104ZM84 101V100H83ZM82 101V102H83ZM87 101V100H86ZM105 101V99H104ZM112 101V100H111ZM129 101V100H128ZM189 101V100H188ZM191 101V100H190ZM201 101V100H200ZM206 101V100H205ZM213 101V100H212ZM243 101H240V102H243ZM246 101V100H245ZM248 101V99H247ZM73 102V103H74ZM81 102V103H82ZM99 102V101H98ZM102 102V101H101ZM106 102V101H105ZM110 102V101H109ZM108 102V103H109ZM164 102V101H163ZM172 102V104H173ZM182 102V101H181ZM180 102V103H181ZM185 102V101H184ZM194 102V101H192ZM79 103V102H77ZM103 103V102H102ZM117 103V102H116ZM138 103V102H137ZM196 103V101H195ZM206 103V102H205ZM239 103V102H238ZM250 103V101H249ZM257 103V104H259ZM59 104H65V107L63 108H57V106L59 107L60 105ZM106 104V103H105ZM104 104V105H105ZM123 104V103H122ZM125 104V103H124ZM128 104V103H127ZM141 104V103H140ZM147 104V103H146ZM183 104V103H181ZM240 104V103H239ZM245 104V102H244ZM248 104V103H247ZM251 104V107L253 106L252 103ZM74 105V104H73ZM78 105V104H77ZM87 105V104H86ZM91 105V104H90ZM92 105H94L92 103ZM108 105V104H107ZM111 105V104H109ZM138 105V104H137ZM198 105H201L200 103ZM204 105V104H203ZM235 105V104H234ZM260 105V104H259ZM98 106V105H97ZM113 106V105H112ZM175 106V104H174ZM177 106V105H176ZM192 106V105H191ZM195 106V105H194ZM202 106V105H201ZM242 106L244 107L243 103H242ZM248 106V105H247ZM261 106V105H260ZM56 107V108H55ZM101 107V106H100ZM99 107V109H100ZM134 107V106H133ZM186 107V106H185ZM237 107V106H236ZM239 107V105H238ZM249 107V106H248ZM249 107V108H251ZM76 108V106H75ZM79 108V107H78ZM77 108V109H78ZM106 108V107H105ZM116 108V107H115ZM157 108V107H156ZM167 109V107H165ZM188 108V107H187ZM190 108V107H189ZM195 108V107H194ZM240 108V107H239ZM247 108V107H246ZM253 108V107H252ZM4 109V110H5ZM16 109V110H17ZM56 109V111H55ZM82 109V107H81ZM85 108H83L84 110ZM93 109V108H92ZM97 109V108H96ZM94 109V110H96ZM102 109V107H101ZM186 108H184L185 110ZM198 109V108H197ZM194 110V111H197ZM244 109V108H243ZM31 110H33L31 112ZM76 110V109H75ZM89 110V108L87 109ZM91 110V109H90ZM106 110V109H105ZM109 110V109H108ZM106 110V111H108ZM112 110V109H111ZM192 110V109H191ZM190 110V112H191ZM199 110V109H198ZM262 110V111H261ZM3 111V110H2ZM15 111V110H14ZM138 111V110H137ZM136 111V112H137ZM251 111V110H249ZM16 113H18L17 111H15ZM30 112V113H29ZM78 112V111H77ZM88 112V111H87ZM99 112V111H98ZM101 112V111H100ZM135 112V111H134ZM167 112V111H166ZM190 112L188 111L189 115H190ZM253 112V111H251ZM256 112V111H255ZM0 113H1V110H0ZM60 113V114H59ZM80 113V112H79ZM96 113V112H94ZM107 113V112H106ZM140 113V112H139ZM162 113V112H161ZM169 113V112H168ZM179 113V112H178ZM177 113V114H178ZM185 113V112H184ZM254 113V112H253ZM253 113H251L253 115ZM180 114V113H179ZM250 114V116H251ZM63 115V114H62ZM66 115V114H65ZM80 115V114H79ZM94 115V114H93ZM103 115V114H102ZM102 115H95L93 119H99ZM165 115V114H164ZM184 115H187L186 113ZM259 115V114H258ZM17 116V117H18ZM77 116V115H76ZM106 116V115H105ZM135 116V115H134ZM180 116V115H179ZM178 116V117H179ZM233 116V117H232ZM239 116V117H240ZM255 117H257L256 115H254ZM65 117V116H64ZM182 117V115H181ZM191 117V116H190ZM15 118V117H14ZM67 118V117H66ZM86 118V117H85ZM251 118H254V117H251ZM22 119V120H23ZM79 119V118H77ZM76 119V120H77ZM178 119V118H177ZM192 119V118H191ZM23 120V121H24ZM91 121H93L92 119H90ZM102 121V120H101ZM179 121V122H181ZM191 121V122H190ZM1 123V122H0ZM26 124V123H25ZM150 124V123H149ZM86 127V126H85ZM89 127V126H88ZM236 128V127H235ZM18 129V128H17ZM21 129V128H20ZM89 129V128H88ZM238 129V128H237ZM177 130V129H176ZM244 130V129H243ZM18 131V130H17ZM22 131V132H23ZM173 131V130H171ZM232 131V130H231ZM240 131V129H239ZM235 133H237L236 131H232ZM231 132V133H232ZM241 132V131H240ZM238 132V133H240ZM245 134L246 131H244ZM248 132V131H247ZM253 132V131H252ZM14 133V132H13ZM21 133V132H20ZM34 133V131H33ZM158 133V132H157ZM183 133V132H182ZM185 133V132H184ZM223 133V135H224ZM229 133H228V136H229ZM237 133V134H238ZM251 133V132H250ZM250 133H248L249 135L247 136V138H242V143L244 146H246L247 148V143H249V141L255 137L254 134V137H251L250 140H248L249 136L251 135ZM38 134V133H37ZM36 134V136H37ZM41 134V133H40ZM88 133H86L87 135ZM170 134V133H169ZM233 134V135H234ZM243 134V133H242ZM244 134V136H245ZM42 135V134H41ZM163 135V134H162ZM167 135V134H166ZM176 135V134H175ZM240 135V134H239ZM238 135V137H239ZM24 136V137H25ZM78 135H76L77 137ZM80 135L79 137L82 138L84 136ZM89 135H87V138H88ZM174 136V135H173ZM172 136V137H173ZM182 136V135H181ZM262 136V138H264ZM23 137V135H22ZM32 137V136H31ZM38 137V136H37ZM77 137L76 140L79 138ZM155 137V136H154ZM171 137V138H172ZM236 137V138H238ZM243 137V135H242ZM259 136H257V141L261 140V139H258ZM2 138V137H1ZM35 138V137H34ZM91 138V137H90ZM185 137H182L181 140H178V141H171V142H168L167 144H163L161 147L159 146V148H172L173 150H176V153L178 151V154L181 153V157H182V160H183V156H182V150H180V148L182 147L183 145V140H184ZM209 138H205V139H209ZM228 138V137H227ZM230 138V137H229ZM228 138V139H229ZM85 139V138H84ZM223 139H225L223 137ZM220 138V141H222V144L223 141L226 140V142H230L232 141L231 139L227 141V139L223 140ZM235 139V138H233ZM240 139V137H239ZM256 139V138H255ZM25 140V139H24ZM32 140V139H31ZM30 140V141H31ZM74 139H68L65 141V143L61 144L59 147H57L55 150H54V154H52L53 156V160L57 161L59 163V161L62 163V162H67V163H71L70 160H72V158H74L75 155L78 154V150H79V144H81L80 142H74L76 141ZM154 140V139H153ZM163 140V139H162ZM176 140V139H174ZM213 140V141H214ZM237 140V139H236ZM104 141V140H103ZM106 141V140H105ZM158 141V140H157ZM165 141V140H164ZM167 141V140H166ZM165 141V142H166ZM169 141V140H168ZM195 141V140H194ZM204 141V140H203ZM203 141H199L201 143H203ZM210 143V139L208 140ZM219 141V142H220ZM252 141V140H251ZM253 141H255L253 139ZM23 142V141H22ZM198 142V141H197ZM198 144H201L199 143ZM205 142H207L205 140ZM218 142V141H215V143ZM239 142L240 144V141H237ZM30 143V142H29ZM96 143H99L97 145H94V146H91L93 147L92 149L90 148V146H86L84 148V153L85 154H89L90 156L94 155V156H97L99 154H107V153H111V150L113 151L112 152V156L114 155V157H111L108 159V160H111V159H116L117 156H118V152H116L117 150L119 149H113V148H110V147H106L105 148V145L104 143H101V142H96ZM128 143V142H127ZM194 143V142H193ZM192 143V144H193ZM213 144H215L214 142H212ZM211 143V144H212ZM233 143V141H232ZM251 143V142H250ZM32 144V143H31ZM155 144V143H154ZM159 144V143H158ZM187 145L189 144V142L186 143ZM191 144V143H190ZM189 144V145H190ZM197 144V145H198ZM206 144V143H205ZM204 144V146H205ZM218 145H220L219 143H217ZM216 144V145H217ZM254 144V143H253ZM125 145V144H124ZM127 145V144H126ZM132 145V144H131ZM203 145V144H201ZM209 145V144H207ZM214 145V146H216ZM230 145V144H229ZM234 145V144H233ZM250 145V144H249ZM252 145V144H251ZM250 145V146H251ZM256 148H258L260 151H263L264 152V140L260 141V142H256ZM123 146V145H122ZM212 147V145H210ZM221 146V145H220ZM224 146V145H223ZM226 146V145H225ZM224 146V147H225ZM237 146V145H236ZM239 146V145H238ZM237 146V147H238ZM243 146V147H244ZM253 146V145H252ZM251 146V147H252ZM84 147V146H83ZM150 147V145L148 144H144V145H141L139 147V150L140 148H148ZM198 147V146H197ZM202 147V146H200ZM209 147V146H208ZM217 147V146H216ZM230 147V146H229ZM234 147V146H233ZM236 147V148H237ZM254 147V146H253ZM130 148V147H129ZM188 148V147H187ZM187 148H183V149H187ZM190 148V147H189ZM220 148V147H219ZM228 148V146H227ZM234 148V150L236 149ZM245 148V149H246ZM121 149V148H120ZM131 149V148H130ZM182 149V148H181ZM194 149H196V147L194 146ZM199 149V147H198ZM213 149V148H212ZM225 149V148H224ZM230 149V148H229ZM240 150V148H237ZM244 149V148H243ZM244 149V150H245ZM253 149V148H252ZM133 150V149H132ZM207 151L205 149H201L200 150V153L201 151ZM214 150H215V147H214ZM217 150V149H216ZM219 150V149H218ZM217 150V151H218ZM221 150V149H220ZM233 150V149H232ZM232 150H229V151H232ZM244 150H243V153H244ZM248 150V149H247ZM119 151H122V150H119ZM186 151V150H185ZM190 150H188L189 152ZM197 151V150H195ZM194 151V152H195ZM216 151V152H217ZM242 151V150H241ZM246 151V150H245ZM249 151V150H248ZM128 153L129 151H125L123 150L122 153ZM162 152V151H161ZM169 153L171 151H168ZM220 152V151H218ZM223 152V151H222ZM220 152V153H222ZM225 152V151H224ZM256 152V150H255ZM254 152V153H255ZM36 152H34L35 154ZM39 153V152H38ZM156 153V151H155ZM165 153V151H164ZM163 153V154H164ZM167 153V154H169ZM174 152V154L176 155L175 157H179L177 156ZM190 153L192 154L193 151ZM210 153V152H208ZM213 153V152H212ZM228 153V152H227ZM231 153V152H230ZM239 153V152H238ZM237 153V154H238ZM242 153V152H241ZM242 153V154H243ZM249 153V152H248ZM254 153L252 152L251 150V155L253 156ZM261 153V152H260ZM15 154V153H14ZM40 154V153H39ZM120 154V153H119ZM171 154V153H170ZM169 154V155H170ZM191 154L189 155V157L191 156ZM202 154H204L202 152ZM201 154V155H202ZM207 154V152H206ZM236 154V153H234ZM246 154V153H245ZM243 154V155H245ZM257 154V153H256ZM41 155V154H40ZM44 155V154H43ZM111 155V154H110ZM162 155V154H161ZM173 155V154H172ZM171 155V156H172ZM185 155V154H184ZM188 155V154H187ZM196 155V158L199 159L197 156H198V152L195 154ZM193 154V156H195ZM259 155V154H258ZM257 155V156H258ZM34 156V155H33ZM32 156V157H33ZM159 156V155H158ZM167 156V155H166ZM192 156V157H193ZM204 156V155H203ZM228 156H230L228 154ZM234 156V155H232ZM238 156V155H237ZM241 156V155H240ZM36 157V156H35ZM44 157V156H43ZM162 157V156H161ZM164 157V156H163ZM168 157V156H167ZM180 157V158H181ZM186 157V155H185ZM192 157L191 160H192ZM200 157V156H199ZM209 157V156H208ZM210 157H211V153H210ZM209 157V159H210ZM213 157V156H212ZM226 157V155H225ZM236 157V156H235ZM242 157V156H241ZM245 157V156H244ZM258 157H260V159L256 158L255 163L256 164H252V166L254 165L256 167V169H258L260 166L262 167L264 165V153L260 154ZM42 158V157H41ZM76 158V157H75ZM120 158V156H119ZM204 158V157H203ZM202 158V159H203ZM206 158V157H205ZM223 158V156H222ZM234 158V157H233ZM232 158V159H233ZM237 158V157H236ZM240 158V157H239ZM246 158V157H245ZM252 158V157H251ZM254 158V157H253ZM9 159V158H8ZM13 159V158H11ZM29 159V158H28ZM32 159V158H31ZM38 159V158H37ZM44 159V158H42ZM118 159V158H117ZM173 159V158H172ZM185 159V158H184ZM189 158L187 157V160ZM202 159L200 160H196V162H200ZM207 159V158H206ZM221 159V158H220ZM227 159V158H226ZM238 159V158H237ZM244 159V158H243ZM247 159V158H246ZM7 160V159H6ZM10 160V159H9ZM30 160V159H29ZM39 160V159H38ZM98 160V159H97ZM162 160V159H161ZM164 160V159H163ZM186 160V159H185ZM214 160H217L214 158ZM213 160V163L214 165L217 164L215 161ZM224 160V159H223ZM229 160V159H227ZM35 161V160H33ZM32 161V162H33ZM37 161V160H36ZM171 161V159H170ZM193 161L195 163V159L193 158ZM209 161V162H208ZM208 165L211 161V164H212V159L208 160ZM237 161V160H236ZM235 161V162H236ZM239 161V159H238ZM252 161V159H251ZM28 162V161H27ZM30 162V161H29ZM52 162V159L51 161L49 160H45L42 164H40V168H37L35 169V171L31 172L30 173V176L32 178L34 177H37L39 174H42L45 170H48V166L49 164H56V163H51ZM54 162V161H53ZM90 162V161H89ZM92 162V161H91ZM108 162V161H107ZM161 162V161H160ZM165 162V161H164ZM168 162V161H167ZM175 162V161H174ZM190 162V160H189ZM188 162V163H189ZM202 162V161H201ZM220 162V161H219ZM233 162V161H231ZM245 162V161H244ZM17 163V166L18 168H22L24 169L25 171H29L32 166L29 164V163H24V162H16ZM35 163H38V162H35ZM67 163L65 165H67ZM163 163V162H162ZM171 163V162H169ZM178 163V162H177ZM180 163V162H179ZM186 163V164H188ZM193 163V162H192ZM249 163V162H248ZM252 163V162H251ZM116 164V162L114 163ZM166 164V163H165ZM172 164V163H171ZM185 164V163H184ZM190 164V163H189ZM186 165V166H189ZM197 164V163H196ZM202 163H200V166H201ZM207 163L205 162V165ZM221 164V162H220ZM219 164V165H220ZM62 165V164H61ZM64 165V163H63ZM70 165V164H69ZM90 165V164H89ZM92 165V164H91ZM173 165V164H172ZM182 165V164H181ZM199 165V164H198ZM197 165V166H198ZM244 165V164H243ZM248 165V164H247ZM245 165V167L247 166ZM38 166V165H37ZM56 166V165H55ZM108 166V165H107ZM113 166H116V165H113ZM112 166V167H113ZM174 166V165H173ZM185 166V165H184ZM197 166H193V165H190V167H188L190 170H197L200 172V166L197 167ZM213 166V164H212ZM216 166V165H215ZM214 166V167H215ZM221 166V165H220ZM219 166V167H220ZM231 166V165H230ZM35 167V166H34ZM228 167V166H226ZM233 167V166H232ZM249 167L251 168V165L249 164ZM19 168V169H20ZM125 168V167H123ZM178 168V166L176 167ZM182 168V166H181ZM180 168V169H181ZM204 168V167H203ZM202 168V169H203ZM207 168V167H206ZM210 168V167H209ZM217 170H218V167L216 166ZM221 168V167H220ZM234 169H237V167H233ZM240 168V167H239ZM15 169V168H14ZM92 169V168H91ZM120 169V168H119ZM122 169V168H121ZM179 169V168H178ZM186 169V168H185ZM188 169V170H189ZM212 169V168H211ZM230 172L231 168H227ZM233 169V170H234ZM242 169V167H241ZM240 169V170H241ZM245 169V168H244ZM252 169H254V167H252ZM255 169V170H256ZM263 169V167H262ZM173 170V169H172ZM183 170V168L181 169V171ZM208 170V169H207ZM214 170V169H212ZM227 170V172H228ZM247 170V169H246ZM245 170V171H246ZM255 170H251V171H248L244 174H236L237 176H235L233 174V172L231 173V175L233 174L235 176V179H237L236 177H240L239 179L243 178V179H248V181H252L254 182L253 180H257L258 179L260 180L261 177L259 176L260 174L255 171ZM264 170V169H263ZM21 171V170H20ZM53 171V170H52ZM56 171V170H55ZM128 171V170H127ZM180 171V174L182 176V174L184 173H181ZM187 171V170H186ZM204 171V169H203ZM211 171V170H210ZM210 171H207L210 173ZM216 170H214L215 172ZM220 171V170H219ZM226 171V170H225ZM224 171V172H225ZM236 171V170H235ZM234 171V172H235ZM239 171V170H238ZM237 171V172H238ZM259 171V170H258ZM262 171V170H261ZM260 171V173H261ZM30 172V171H29ZM28 172V173H29ZM47 172V171H46ZM124 172V171H123ZM126 172V171H125ZM179 172V170H178ZM205 172V171H204ZM222 172V170L220 171ZM226 172V173H227ZM241 172V171H240ZM173 173V172H172ZM188 173V172H187ZM207 173V174H209ZM213 173V172H212ZM215 173H218L217 171ZM262 173H264V171H262ZM261 173V174H262ZM117 174V173H116ZM115 174V176H116ZM124 174V173H123ZM122 174V175H123ZM171 174V173H170ZM191 175L193 173H190ZM188 175L189 177L191 175ZM195 174V173H194ZM219 174L221 173H218V176ZM55 175V174H53ZM58 175V174H57ZM121 175V174H120ZM198 175V173H197ZM204 175V173L202 174V176ZM206 175V174H205ZM210 175V174H209ZM212 175V174H211ZM223 175V174H222ZM225 175V174H224ZM232 175V176H233ZM26 176V175H25ZM29 176V175H28ZM27 176V178H29ZM52 176V175H51ZM129 176V175H128ZM174 176V175H173ZM172 176V177H173ZM215 176L217 177V175L215 174ZM228 176V175H226ZM225 176V177H226ZM30 177V178H31ZM118 177V176H117ZM122 177V176H120ZM125 177V175H124ZM204 177H207V176H204ZM210 176H208L209 178ZM214 177V176H212ZM215 177V179H216ZM220 177V176H219ZM223 177V176H222ZM229 177V176H228ZM45 178V177H44ZM48 178V177H47ZM127 178H121V182H122V179H126L127 181ZM182 178V177H181ZM183 178H185L183 176ZM187 178V177H186ZM192 178V177H191ZM194 178V177H193ZM197 179L199 178L196 177ZM202 178V177H201ZM211 178V177H210ZM218 178V177H217ZM221 178V177H220ZM232 178V177H231ZM26 179V178H25ZM56 179V178H55ZM129 179V178H128ZM195 179V178H194ZM196 179V180H197ZM200 179V178H199ZM213 181H209V183L211 182H214V178H212ZM224 178H222L223 180ZM228 179V178H227ZM262 180L263 177L261 178ZM47 180V179H46ZM44 180V181H46ZM51 180V178H50ZM133 180V179H132ZM189 180V179H188ZM192 180V179H191ZM207 179L205 178V181ZM209 180V179H208ZM211 180V179H210ZM220 180V179H219ZM225 180V179H224ZM233 182L234 180L231 179ZM19 181V180H18ZM30 181V179H29ZM119 181V180H118ZM181 181V180H180ZM186 181V180H185ZM184 181V182H185ZM195 181V180H194ZM217 181V180H216ZM245 181V180H244ZM243 181V182H244ZM249 181V182H250ZM124 182V180H123ZM129 182L131 183V181L129 180ZM138 182V181H137ZM200 182V181H199ZM201 182H204V181H201ZM218 182V181H217ZM231 181L229 180V183ZM232 184H235L233 183ZM239 182V181H237ZM242 182V184H243ZM247 182V181H246ZM260 182V181H258ZM257 182V184H258ZM264 182V181H263ZM23 183V182H22ZM50 183V182H49ZM132 183H134V181H132ZM181 183V182H180ZM188 183V182H187ZM191 183H196V182H193L191 181ZM206 184V186H208L206 182H204ZM214 183L212 184L214 186ZM219 183V182H218ZM223 183V182H222ZM256 183V182H255ZM12 184V183H11ZM46 184V183H45ZM127 184V183H126ZM129 184V183H128ZM139 184V183H138ZM190 184V183H189ZM217 184V183H216ZM216 184H215V187L214 189L216 188ZM221 184V183H220ZM227 185H229L227 182L225 183ZM241 184V182H240ZM262 184V183H261ZM19 185V184H18ZM48 185V183H47ZM65 185V184H64ZM185 185V184H184ZM196 185V184H195ZM202 185V184H201ZM226 185V186H227ZM236 185V184H235ZM239 185V184H238ZM256 184H249V185H241V186H238V188H236L235 186V189H232L231 186V190H227V188H225L226 190L224 191H215V190H211V191H208L207 188L206 190L209 192L207 194V192L205 193V196L204 194L201 195L202 192H200V195H197V194H194L193 191H192V194H194L193 196H188L187 198H180L177 202H171V204L173 205V207H171V209L173 208V218H174V221H173V224H182L184 225L183 227H181V232L185 235V234H191L190 236H188V238L190 237L192 241H195V240H199L200 238H204L202 242H200V245L201 247H198V248H201L199 249L200 251H196V250H193L191 249L190 251H188V254H195V253H198V252H204V251H208L210 250L213 246H218V245H223V244H227L229 245L228 247L229 248H232V249H236L237 251H241V254H242V251H245L247 253H251L253 255V257H259L261 256L263 253H264V187L262 185V187H259V186H255ZM9 186V185H8ZM12 186V185H11ZM25 186V185H24ZM23 186V189H19L17 192L15 191L11 196V200L8 202V203H11L12 206H13V210L16 212V214L18 215L17 216V220L18 221H21L23 222L24 221V218L22 217L24 214L23 213V210L25 209L24 206H22V204H19V200H21V196L22 194L24 193V191H26V187ZM27 186V184H26ZM31 186V185H30ZM49 186V185H48ZM124 186V185H123ZM137 188H138V185H136ZM191 186V185H190ZM210 186V184H209ZM221 186V185H220ZM57 187V185L55 186ZM131 187V186H129ZM128 187V188H129ZM140 187V186H139ZM143 187V186H142ZM199 187V185H198ZM223 187V186H222ZM11 188V187H10ZM17 188V187H16ZM20 188V187H19ZM30 188V187H29ZM27 189L30 191V189ZM51 190H52V187H50ZM68 188V187H67ZM188 188V187H187ZM186 188V189H187ZM191 188V187H190ZM203 188V187H202ZM220 188V187H219ZM9 189V188H8ZM144 189V188H143ZM146 189V188H145ZM195 189V188H194ZM209 189V188H208ZM17 190V189H16ZM57 190V188H56ZM139 190V189H137ZM136 190V191H137ZM193 190V189H192ZM217 190V189H216ZM219 190V189H218ZM14 191V190H13ZM12 191V192H13ZM32 191V190H31ZM50 191V189H49ZM189 191V190H188ZM198 191V190H197ZM195 191V193L197 192ZM200 191V190H199ZM203 191V190H202ZM9 192V191H8ZM28 192V191H27ZM26 192V193H27ZM145 192V191H144ZM11 193V192H10ZM54 193V192H52ZM66 193V191H65ZM133 193V192H132ZM140 193V192H139ZM241 195L239 196L238 195ZM190 193V195H192ZM199 194V193H198ZM207 194V195H206ZM33 195V194H32ZM60 195L61 192H60ZM166 195V194H165ZM171 195V194H170ZM27 196V195H26ZM57 196V195H55ZM59 196V194H58ZM57 196V197H58ZM63 196V195H62ZM62 196H59V197H62ZM67 196V195H66ZM65 196V197H66ZM69 196V195H68ZM75 196V195H73ZM130 196V195H129ZM155 196V195H154ZM161 196V195H160ZM158 196V198L160 197ZM168 197V194L166 195ZM173 196V195H172ZM186 196V195H185ZM235 196V197H234ZM236 196H239V197H236ZM24 197V196H23ZM64 197V198H65ZM138 197V196H137ZM164 197V196H162ZM9 198V197H8ZM72 197H70L71 199ZM133 198H136L133 196ZM155 198V197H154ZM158 198L157 201L159 200ZM166 198V197H165ZM176 198V197H175ZM178 198V197H177ZM57 199V198H56ZM62 200V198H59ZM66 199V198H65ZM69 199V198H68ZM130 199V198H129ZM164 199V198H163ZM171 199V198H170ZM137 200V199H135ZM173 200V199H172ZM175 200V199H174ZM60 200H58L57 202L59 203ZM64 202V200H62ZM61 201V202H62ZM65 201H68V200H65ZM72 201V200H71ZM75 201V200H74ZM74 201H72V203L70 202V200L68 202H70L71 204H76L74 203ZM142 201V200H141ZM160 201V200H159ZM163 201V200H162ZM167 201V200H166ZM24 202V201H23ZM60 202V204H61ZM63 202L61 205H63ZM140 202V201H139ZM153 202H155L154 204L156 205V201L153 200ZM67 203V202H65ZM143 202H141L142 204ZM164 203V202H162ZM169 204L168 202H165V204ZM54 204V203H53ZM68 204V203H67ZM79 204V203H78ZM124 204V203H123ZM146 204V203H145ZM159 204V203H158ZM161 204V203H160ZM26 205V204H25ZM57 203L54 205L56 206ZM58 204V206H61ZM69 205V204H68ZM109 205V204H108ZM162 205V204H161ZM22 206V207H21ZM167 206V205H166ZM64 209H65V204L63 205ZM61 207V208H63ZM109 209L107 212H110V213H116L118 210L120 209H123V207L125 208V206H123L120 202H114L111 204V206L109 205ZM159 207V206H158ZM55 208V207H54ZM58 209H60L59 207H57ZM56 208V210H58ZM66 208H67V205H66ZM77 208V207H76ZM170 208V207H169ZM168 208V209H169ZM71 209V208H70ZM73 209V208H72ZM71 210H68V211H72ZM79 209V207H78ZM80 209H82V207H80ZM66 210V209H65ZM124 210V209H123ZM122 210V212H123ZM131 210V209H130ZM138 210V209H137ZM25 211V210H24ZM60 211V210H58ZM67 211V210H66ZM126 211V210H124ZM133 211V209H132ZM79 212V211H78ZM121 212V211H120ZM1 213V211H0ZM5 213V211H4ZM130 213V212H129ZM128 212L126 213H122V217H123V224L125 225H128L127 224V221L129 220V214ZM6 214V213H5ZM58 214V213H57ZM61 214V213H60ZM59 214V215H60ZM105 214V213H104ZM112 215V214H111ZM115 215V214H114ZM118 215V214H117ZM121 215V213H120ZM119 215V216H120ZM165 215V214H164ZM168 215V213H167ZM166 215V216H167ZM171 215V214H170ZM2 216V215H1ZM13 217V216H12ZM15 217V216H14ZM58 217L60 218V216H57L56 214H45V219L46 221L50 222V224L47 225V236L45 238V245H52L54 246L53 249L56 250V252L54 253H47L44 257H42L43 259L39 262V264H51V261L54 259V255L57 254L59 251H58V248H57V245H58V239L62 237V235H57L54 233V231L51 229L54 225H55V222L57 223L58 221ZM62 217V216H61ZM73 217V216H72ZM107 217V216H106ZM114 217V216H112ZM118 217V216H117ZM117 217H114V218H117ZM121 217V218H122ZM134 217V216H133ZM132 217V218H133ZM76 218V217H75ZM171 218V219H173ZM1 219V218H0ZM15 219V218H13ZM162 219V218H161ZM165 219V218H164ZM120 220V221H121ZM132 220V219H131ZM159 220V219H158ZM169 220V219H168ZM77 221V220H75ZM119 221V222H120ZM133 221V220H132ZM139 221V220H138ZM172 221V220H171ZM118 222V224H119ZM170 222V221H169ZM168 222V224H169ZM117 224V225H118ZM131 224V222H130ZM166 224V223H165ZM167 224V227L170 226ZM141 225V224H140ZM171 225V226H172ZM124 226V225H123ZM135 226V225H134ZM138 226V225H137ZM166 226V225H165ZM129 227V226H128ZM127 228V227H126ZM143 228V227H142ZM145 228V227H144ZM157 228V227H156ZM163 228H164V224H163ZM170 228V227H169ZM196 228H200L199 231H194ZM130 230V234L132 235V238L131 239H134L135 242H137L138 244H141L140 246H144L147 244V239L143 236H141L142 234L139 231L134 228H131L129 227L128 228ZM141 229V228H140ZM172 229V228H171ZM80 230V229H79ZM166 230V229H165ZM169 230V229H168ZM176 230V229H175ZM197 230V229H196ZM82 231V230H80ZM128 231V230H127ZM141 231V230H140ZM153 231V230H152ZM162 231V230H161ZM179 231V230H178ZM38 232V231H37ZM86 232V231H85ZM166 232V231H165ZM174 232V231H173ZM176 232V231H175ZM167 233V232H166ZM150 234V233H149ZM153 234V233H152ZM174 234V233H173ZM129 235V234H128ZM129 235V237L131 236ZM186 236V235H185ZM176 238V237H175ZM189 238V239H190ZM178 239V238H177ZM186 239V237H185ZM189 239L188 242H189ZM210 239H212L213 241H211ZM183 241V240H182ZM185 241V240H184ZM183 241V242H184ZM134 242V241H133ZM134 242V243H135ZM149 242V241H148ZM176 242V241H175ZM24 240H21V239H12L11 236L5 232H2L0 231V264L2 263H7V264H27L28 263V255H21L20 254V248L24 245ZM194 243V242H193ZM199 243V242H198ZM82 244V243H81ZM162 244V243H161ZM189 244V243H188ZM187 244V245H188ZM84 245V244H83ZM183 245V244H182ZM186 244H184V246L186 247L187 246ZM136 246V245H135ZM142 246V247H143ZM148 246V245H147ZM153 246V244H152ZM189 246V245H188ZM191 246V245H190ZM198 246V245H197ZM139 247V246H138ZM150 247V245H149ZM234 247V248H233ZM146 248V246L144 247ZM194 248V247H193ZM216 248V247H215ZM221 248V247H220ZM219 248V249H220ZM61 249V247H60ZM81 249V248H80ZM141 249V248H140ZM148 249V247H147ZM151 249V248H150ZM196 249V248H195ZM218 249V248H217ZM69 250V249H68ZM145 250V249H144ZM149 250V249H148ZM146 250V251H148ZM216 250V249H215ZM214 250V251H215ZM225 249H223L224 251ZM222 251V252H223ZM229 250H227L228 252ZM236 251V252H237ZM70 252V250H69ZM141 252V251H140ZM213 252V251H212ZM225 252V251H224ZM223 252V253H224ZM230 252H231V249H230ZM243 252V253H245ZM66 253H68L66 251ZM147 253V252H146ZM187 253V252H186ZM209 253V252H208ZM239 253V252H238ZM246 253V254H247ZM70 254V253H68ZM154 254V253H153ZM152 254V255H153ZM187 254V255H188ZM202 254V253H201ZM220 254V253H219ZM229 254V253H228ZM227 254V255H228ZM231 254V253H230ZM240 254V253H239ZM151 255V256H152ZM188 255V256H189ZM197 255V254H196ZM199 255V254H198ZM197 255V256H198ZM237 255V254H236ZM244 255V254H243ZM249 255V254H248ZM247 255V256H248ZM67 256V255H66ZM69 256V255H68ZM74 256V255H73ZM150 256V255H149ZM150 256V257H151ZM191 256H195V255H191ZM190 256V257H191ZM211 256V255H210ZM229 256V255H228ZM239 256H242V255H239ZM237 255V257H239ZM70 257V256H69ZM72 257V255H71ZM75 257V256H74ZM155 257V256H154ZM196 257V256H195ZM229 257H232V256H229ZM264 257V256H262ZM80 258V257H79ZM153 258V257H152ZM211 258V257H210ZM241 258V257H239ZM245 257H243L244 259ZM248 258V257H247ZM249 258H251L249 256ZM248 258V259H249ZM254 258V259H255ZM260 258V257H259ZM73 259V257L71 258ZM196 259V258H195ZM213 259V258H212ZM232 259V258H231ZM238 259V258H237ZM261 259V258H260ZM259 259V260H260ZM75 260V259H74ZM208 260V259H207ZM206 260V261H207ZM216 260V259H215ZM230 260V258H229ZM239 260V259H238ZM236 260V261H238ZM252 260V259H250ZM258 260V259H257ZM264 260V259H263ZM262 260V261H263ZM202 261V260H201ZM232 261V260H230ZM253 261V260H252ZM255 261V260H254ZM261 261V260H260ZM258 261V262H260ZM261 261V262H262ZM83 262V261H81ZM80 262V263H81ZM132 262V261H131ZM203 262H204V259H203ZM241 262V261H240ZM130 263V262H129ZM207 263V262H206ZM264 264V263H263Z\"/></svg>",
    "mask_w": 264,
    "mask_h": 264
}]
</instances>
